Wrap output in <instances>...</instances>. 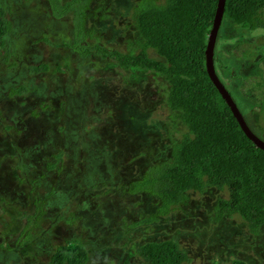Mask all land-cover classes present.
Wrapping results in <instances>:
<instances>
[{
  "label": "rangeland",
  "instance_id": "1",
  "mask_svg": "<svg viewBox=\"0 0 264 264\" xmlns=\"http://www.w3.org/2000/svg\"><path fill=\"white\" fill-rule=\"evenodd\" d=\"M134 1L91 0L84 21L89 42L137 53L143 40L131 16ZM0 6L10 24L0 46V264H51L61 245L82 246L83 264H145L139 248L168 239L187 253L184 264L236 258L264 264V225L252 233L237 214L216 218L227 188L189 191L183 204L162 216L155 213L157 197L121 190L125 176L168 160L186 131L170 115V86L162 75L124 70L99 55L82 59L70 48L77 38L71 13L54 18L46 0H0ZM216 49L217 58L231 65V71L222 69L216 61L217 71L235 84L241 104L250 101L245 115L259 112L264 28L224 22ZM147 53L164 60L153 49ZM39 63L48 70H29ZM21 84L26 90L14 92ZM259 125L264 129L263 118ZM123 137L130 149L118 144ZM116 149L125 158L121 175L110 157ZM59 152L61 162L50 167ZM106 168H112L111 179L99 182ZM149 216L152 223L131 225Z\"/></svg>",
  "mask_w": 264,
  "mask_h": 264
},
{
  "label": "trees",
  "instance_id": "2",
  "mask_svg": "<svg viewBox=\"0 0 264 264\" xmlns=\"http://www.w3.org/2000/svg\"><path fill=\"white\" fill-rule=\"evenodd\" d=\"M46 1L54 18L71 13L77 38L70 48L79 57L88 59L99 55L124 70L133 67L155 71L170 86L166 99L170 115L181 121L186 131L171 145L168 160L147 167L136 177L125 176V186L121 190L157 197L155 213L162 216L183 204L189 191L202 193L208 185L227 188L229 197L219 203L216 218L237 214L249 225L252 233L257 232L264 225V150L256 147L245 135L210 80L205 66V49L218 0H135L131 16L143 40L141 44L136 43L139 49L135 54L89 42L90 33L86 31L84 21L91 0ZM263 10L264 0H226L223 23L232 22L247 30L264 28ZM4 15L5 9L0 6V46L10 29ZM147 49L155 50L164 60L150 58ZM31 67L34 71L30 70ZM48 68V64L39 63L30 66L29 70L36 73ZM25 90L21 84L14 92ZM263 93L261 97H264ZM122 112L124 115L125 111ZM123 115L121 118L124 119ZM132 118H135L134 114ZM116 119L115 125L122 124ZM131 120L126 124L130 125ZM121 128L124 129L125 124ZM118 144L127 149L131 146L124 137ZM118 150H113L116 156L110 157L118 166L116 170L120 173L117 174L121 175L124 165L119 166V163L125 158ZM62 155L61 152L55 154L57 162L50 167H56ZM97 167L99 164L95 169ZM90 168L91 165L87 170ZM111 169H105L106 175L103 173L99 182L111 179ZM151 216L131 225L150 224L154 221ZM139 255L147 261L145 264H184L188 259L187 253L173 239L148 242L139 248ZM86 260L87 254L82 246L61 245L50 262L83 264ZM231 264L246 263L236 258Z\"/></svg>",
  "mask_w": 264,
  "mask_h": 264
},
{
  "label": "water",
  "instance_id": "3",
  "mask_svg": "<svg viewBox=\"0 0 264 264\" xmlns=\"http://www.w3.org/2000/svg\"><path fill=\"white\" fill-rule=\"evenodd\" d=\"M225 1L218 0L216 11L213 19V24L211 30L208 34L206 49H205V66L210 80L219 91L220 95L230 108L233 116L236 118L241 129L244 131L245 135L254 143V145L262 150H264V140L259 137L249 126L246 121L244 114L242 113L239 104L235 100L234 94L220 79L216 66H215V49L217 46V40L219 36L220 29L222 27Z\"/></svg>",
  "mask_w": 264,
  "mask_h": 264
},
{
  "label": "flooded vegetation",
  "instance_id": "4",
  "mask_svg": "<svg viewBox=\"0 0 264 264\" xmlns=\"http://www.w3.org/2000/svg\"><path fill=\"white\" fill-rule=\"evenodd\" d=\"M223 25V24H222ZM222 30V27H221V29H220V31ZM219 35H220V32H219ZM218 38H219V36H218ZM217 49H215V59H214V62L216 63V61H219L221 64H222V69L224 68V66L227 68V70H230V67H231V65H225L224 64V62L223 61H221V58H220V60L217 58V51H216ZM215 66H216V64H215ZM216 69H217V66H216ZM218 70V69H217ZM231 71V70H230ZM218 72V75H219V77H220V79L224 82V84L229 88V90L230 91H232V93L234 94V97H235V100L237 101V103L239 104V107H240V109H241V111H242V113L244 114V116H245V118H246V121H247V123H248V126L259 136V137H261L263 140H264V135H262V134H260V129L264 132V129H263V127H261L260 125H259V123L261 122V120H262V118L264 119V108H263V106H261V110L259 111V112H254L253 111V113H252V116L250 115H248V116H246L245 115V111H244V109L245 108H247V110H248V106H247V104L249 105V102L250 101H248L247 99H244L243 101H245V105L242 103L241 104V99L236 95V93H235V91L233 90V86L235 85H230V84H228L227 82H225V80H224V76H222L220 73H219V71H217ZM228 76H230L229 78H233L234 76H233V73H230V74H228ZM263 88H264V86H263ZM262 101H264V100H262ZM262 101H259L258 100V102H260L261 104H262ZM263 108V109H262ZM249 111H250V108H249ZM260 128V129H259ZM257 130H259V131H257Z\"/></svg>",
  "mask_w": 264,
  "mask_h": 264
},
{
  "label": "crops",
  "instance_id": "5",
  "mask_svg": "<svg viewBox=\"0 0 264 264\" xmlns=\"http://www.w3.org/2000/svg\"><path fill=\"white\" fill-rule=\"evenodd\" d=\"M188 260V259H187Z\"/></svg>",
  "mask_w": 264,
  "mask_h": 264
}]
</instances>
